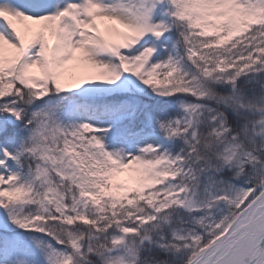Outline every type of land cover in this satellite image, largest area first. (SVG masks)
Returning <instances> with one entry per match:
<instances>
[{"label":"rangeland","instance_id":"374dc122","mask_svg":"<svg viewBox=\"0 0 264 264\" xmlns=\"http://www.w3.org/2000/svg\"><path fill=\"white\" fill-rule=\"evenodd\" d=\"M17 1L0 0V69L10 70L18 66L26 82L36 84L50 80L56 84L60 92L71 94L75 92L61 88L63 84L60 78L68 79V82L72 81V83L80 82L77 87H87V82L83 79L80 81L76 77V73L81 72L83 68L91 70L95 75L91 80L93 87L87 94L108 97L121 93L129 94L114 109L110 110L106 117H110L112 111L121 113L133 106L136 90L141 91L146 88L141 72L144 67L151 64L162 49H165V46L169 47L170 51L179 49L177 42H173L166 37V29L171 20L178 19L185 27L188 22L189 29H191L192 24L197 23V19L212 22L213 24H208L201 31L205 36L215 34L216 24L221 22L231 24L230 35L232 36H238L246 31V28L239 23V13L237 11L242 0H204L208 3V7L202 9L194 7V4L200 0H149L151 4L153 2L154 6L156 5L157 9L155 10H159L160 15L151 23L148 34H142L138 42L114 48L109 44L106 45L102 40L103 22L100 24L99 29L92 30L97 32L94 37L97 40L91 38L90 41H87L94 33L91 34V29L81 31V28H79L86 21L85 29L89 26L92 27L94 25L93 21L97 17L95 15L99 14L98 20L102 21L106 14L111 16L110 11L105 10L104 14L101 10L98 12V7L95 9L93 3L85 0H80V2L78 0H58L61 3L74 1L76 7L82 9V12L76 13L77 17H73L72 22H63L65 26H68V28H63L59 22L57 23L56 11H54L57 8L56 0H30L42 4L45 10H50L51 7H54V9L52 8L51 13L49 12L46 15L47 19L43 24H39L35 20L34 24L28 20L21 22L20 18L17 20L19 22L17 24L10 18L14 15L11 8L23 13V10L14 4ZM20 1L26 2L28 0ZM141 1L147 3V0H99L100 9H112L120 16L123 15V18H126L127 15L121 12L128 9L131 4L133 8H136L134 6H137ZM132 13H135L134 10H132ZM244 14L251 25H259L264 18V0H255L253 4L245 8ZM144 15L145 13H140V16L144 17ZM135 16L138 18L139 15L135 13ZM140 25H142V21H140ZM144 26H147V23ZM98 32L101 33L100 36ZM83 33L85 37L80 36L82 39H79L78 34L84 35ZM83 39L86 40L84 45H77L81 40L84 41ZM80 49L89 50V52L87 51L89 55H86L87 53L82 55ZM191 51H194V49H191ZM93 53L96 54L95 58H92ZM37 58L42 59V61H37ZM254 63V66L246 69V73L253 78L257 77L258 74L261 75V73L264 76V55L261 61L259 58L254 59ZM63 64H66L67 68L62 67ZM228 73L229 71L223 67L219 69V72H215L214 76L212 72L211 76L219 84L224 83V78H227ZM101 84L104 86H101ZM169 84H172L173 88L180 86L187 89L196 96L210 99L217 98V94L203 80L198 69L188 61L182 64L170 81L158 88L156 93L159 95L168 93L171 88ZM238 106V110H241L240 107L245 109V106L240 104ZM246 107L253 109L254 112H259L261 115V119L256 120L253 124L251 145L246 147L241 144L234 134L229 131L225 122H219L217 124L218 129H216L218 139L216 134H214L213 139L217 141L214 153L217 168L213 167V161L206 162V167L199 172L200 184L194 185L189 193L190 203L187 201L182 206L190 211V217L187 221L190 227L195 221H200L202 224V232L205 236L199 243L201 246L208 243V241H215L219 235L227 229H231L235 222L243 225L249 218L257 216L261 213L262 209L260 208L264 205V196L258 198L261 193L248 208L243 207L242 214H239L231 223L234 214H236L234 206H238L239 209L242 204L248 201L249 204L251 203V191L247 190V186L250 185L255 176L261 175V156H264V92L254 100L247 101ZM56 117V112L48 114L44 116L42 122L39 120L37 125L30 126L25 111L11 109L5 102L0 103V130L6 127L9 122L14 123L15 126L23 130H27V134L34 140L32 154L43 159L39 166H42V163L47 165L46 161L50 159V150L47 146L50 139L47 136H51L59 126ZM92 121L96 125L104 124L98 121V117L92 118ZM42 127L46 128L44 134L39 130ZM86 129H91L90 124L86 125ZM93 142L95 145L100 144L101 154L105 153L107 155V160L112 166L123 169L120 184L122 193L125 196L133 195L137 190H141L146 186L153 187L157 185L165 176L167 166L177 162L176 159L161 155V151L169 148L173 140L167 135L147 131L145 128L135 131L132 139L120 135L111 145H107L104 136L97 132L93 137ZM139 146L147 147V151L141 150ZM9 158V153L0 147V187L2 189L15 175V170L6 165ZM225 170L231 171L232 174L226 173ZM35 171L41 174L40 168L37 166ZM3 219H5V216H3V211L0 208V227L4 224ZM183 221L181 218H172V226L168 227V233H178L179 237L186 234L189 236L190 229L183 224ZM159 227L165 226L159 225ZM158 232L159 230L156 227L154 233H150L149 236L154 238ZM244 233L241 230L239 236ZM156 236H164L172 251L180 253L182 250L177 241L170 239L167 233H160ZM144 239L142 237L141 240ZM19 242H22L26 251L33 256L30 264L32 262L33 264H55L61 262L64 257L62 250L60 251L58 247L52 246L49 240H45L42 236L18 237L14 234H8L0 228V250L1 248L4 250V258L0 257V264H23L20 260ZM197 243V240H193L189 245L193 248ZM127 246L128 244L124 241L121 247H116L115 251H110L113 255L106 256L105 261H110L108 264H155L151 262L139 263L131 247ZM209 255L210 252L202 254L201 259L206 260ZM195 260L193 259L190 263L193 264ZM263 262L264 256L253 264H262Z\"/></svg>","mask_w":264,"mask_h":264},{"label":"trees","instance_id":"16d2710c","mask_svg":"<svg viewBox=\"0 0 264 264\" xmlns=\"http://www.w3.org/2000/svg\"><path fill=\"white\" fill-rule=\"evenodd\" d=\"M250 1H246L245 5ZM241 22L246 24L243 19ZM179 31L181 32V29ZM175 36L178 39L177 34ZM180 39L182 40V45L186 48L193 45L198 49L199 55L197 57L191 56V59L202 63L204 70H206L204 71L205 75H209L211 68L214 66L213 46L218 49L219 53L224 54L223 58L227 57L228 60H234V63L231 62L229 64H234L236 70L231 66L228 79L226 80L228 85L225 86H228V88L221 90L223 95H226L227 92L231 95H244L253 92L255 83L250 80L249 76L242 73L243 70H238L236 66L240 63L245 67L252 65L250 64L252 54H249V58L245 57V52L249 49L255 53V56H263L264 21L258 27L248 28L246 34L235 40H226L222 29L218 30L216 38L198 40L195 33L190 32L187 39L183 36H180ZM258 49L261 50L260 53H258ZM223 58H220V62H216L215 65L218 66L224 62ZM178 61L175 58L170 68L174 67ZM240 69H243V67ZM161 73H164V71L162 70ZM162 79L163 75L158 74L151 85L159 83ZM20 80L21 76L18 73L14 76L12 72H0V90L25 91L30 95L32 93L31 90L21 85ZM145 80L147 82V78ZM5 90L0 94L5 93ZM36 94L34 99L37 102L34 103V111L44 112L52 109L55 105L56 107L60 106L56 103L59 100L57 99L58 95L50 84H45L44 89ZM177 95L179 94L173 93L159 103L149 100L147 96H139L140 101L136 112L124 115V118L137 119L132 122L133 124L141 122L159 131L172 134L175 138V147L172 152L181 155L185 160V163L179 167H173L165 184H161L159 190H162L163 195L147 193L146 190V195H144L145 192L140 193L134 202L123 198L117 191V186H111L109 181H111L113 174H109L111 171L109 167L105 169L101 168V166H95L96 157L93 156L94 150L80 146V139L83 136L76 133L77 126L73 120L89 111L85 106L97 105V100H80V105L79 101H77L73 104V109L70 112L66 111L63 113L61 126L64 123H68L69 126L68 128H63L60 133L66 139L61 146L62 153H57L56 155L58 167L56 171L64 177L62 181L65 186L63 187L64 191H60L63 196L61 199L73 206V208L78 207L79 209L73 213L74 216H69L54 200L51 201V198L45 195L46 190L43 191L42 189L43 193L40 198L34 197L23 206V209L31 211L32 215H37L33 221H30V226L34 227L33 230H46L51 240L60 242L65 247L72 263L107 264L110 262L104 261L105 254L102 257V253L123 242L128 237L126 235L128 233L135 232L137 229L139 232L147 231V224H144L143 227L140 226L142 220L147 219L149 215H153L158 209L163 207L167 203L168 197L171 199L170 203L172 204L167 205V207L176 203L177 199L180 198L178 192L187 187L188 182L193 178L194 174L191 168L197 166L194 157L211 153L209 151H211L213 135L212 127L209 124L206 125V129L196 135L197 138L186 134L184 125L176 124V117L192 115L196 110V101L187 96L178 97ZM211 106L213 107V104ZM81 107H83V110H81ZM214 107L223 112V109L218 105ZM224 112L230 127L237 133L240 141L247 140L245 135L249 120L244 115L230 108L225 109ZM26 138L23 134L13 132L7 143L13 154V165L18 169L17 179L21 182L28 180L29 166L27 165L32 162L31 157L27 153L29 142ZM59 148L60 146L57 147V149ZM66 154L67 156L64 157ZM89 166L91 168H88ZM172 176L173 179H170ZM25 197L26 194L24 192H11L6 193L0 200L2 205L10 207L11 204L13 206L21 205ZM26 199L29 200L27 197ZM28 204L31 208L27 207L26 209ZM37 205H41L39 209L44 210L42 213L37 212L39 211L36 209ZM33 212L36 213L33 214ZM194 230L200 233L202 227L195 225ZM131 240H136V237L129 239V245L135 248V252L138 253V257L141 259L163 264H168L169 262L170 264L172 257L167 252L165 253L164 250L159 248L151 249L137 242L131 243ZM177 261L184 264V259H177Z\"/></svg>","mask_w":264,"mask_h":264},{"label":"bare ground","instance_id":"6f19581e","mask_svg":"<svg viewBox=\"0 0 264 264\" xmlns=\"http://www.w3.org/2000/svg\"><path fill=\"white\" fill-rule=\"evenodd\" d=\"M23 3L25 4L24 6L22 5ZM14 4L15 6H20V8L23 10V13H20L18 10L12 9L14 15L17 18H20L21 22H23V20L25 21L28 20L33 24L35 23V21L39 24H43V22L45 21L46 17L43 15L44 12L36 11L35 9L38 10V8L34 4L23 2L20 0H18L17 3ZM131 8H133L132 5L130 6V8L128 7V9H125L123 11L124 13L129 12L126 14L128 15L126 16V19L123 18V15L120 16L118 13L116 14L113 13L112 11L113 16L110 17V18L113 17L111 20L112 24L110 23L108 26L104 27L105 28L104 31H107L106 43L110 42L114 46V48L123 44L122 40L126 43H130V40L133 41L139 39L141 35L144 33L148 34V29L150 28L151 23H153L160 15L159 10H155L157 9L156 5L154 6L153 9H151V7L147 9L145 7L144 2L142 1L141 4L139 3L137 4V10L135 11V13L139 15L138 18L140 19L137 20L138 18L137 16H135V13H132ZM140 13H145L144 17L140 16ZM32 15L33 16L36 15V17H32ZM37 15L39 16L38 18ZM140 21H142V25H140ZM145 23H147V26H144ZM113 26L121 29V34H122L121 36L120 34L117 33L116 29ZM104 36L105 35H103V37ZM120 37H122V39H120ZM125 37L128 38L127 41L124 40ZM93 40H97V39L94 38ZM113 41H116L117 43H114ZM82 44H84V42L81 43L80 41V43L77 45H82ZM87 51L89 52V50L87 49H83L82 51L80 50V52H82V55H85V53H87L86 55H89ZM95 57L96 54L93 53L92 58ZM37 61L41 62L42 59L40 60V58H37ZM94 75L95 73L93 71H88L87 73H85L83 78L85 82H87L86 84L87 87H81V88L77 87L79 86L80 82L72 83V81L68 82V79L60 78V81L63 84L61 88L67 91H72L81 95H85L93 87V85L91 84V80L94 78ZM76 77L79 78L81 76L77 74ZM101 86L104 85L101 84ZM235 226L236 224L233 227L235 228ZM238 233L239 231H236L235 229L229 230L227 231L226 234L216 239L214 242L216 247H220V248L227 247L228 249L225 251L223 256L217 262H203L202 264H233V263L236 264V263H242L247 259L250 260L251 258H253L255 255L252 254V249L257 244L258 238L261 236L262 233H264V220L262 221L254 220L253 223H250L248 225V229L245 235L238 236Z\"/></svg>","mask_w":264,"mask_h":264}]
</instances>
